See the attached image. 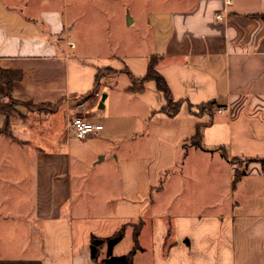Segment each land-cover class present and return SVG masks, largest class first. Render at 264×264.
Here are the masks:
<instances>
[{"label":"crops","instance_id":"crops-1","mask_svg":"<svg viewBox=\"0 0 264 264\" xmlns=\"http://www.w3.org/2000/svg\"><path fill=\"white\" fill-rule=\"evenodd\" d=\"M167 1L148 17L152 53L114 55L76 43L92 39L84 18L99 0H0V72L23 73L12 98L57 105L19 108L11 136L0 133V184L2 169L27 168L32 195L29 212L0 202V264H103L107 249L93 261L91 237L121 229L113 256L137 246L133 264H264V0ZM153 57L183 102L176 115L162 112L155 82L131 90L125 72L142 79ZM106 69L118 74L88 97ZM78 116L103 125L80 141L110 146L77 148L75 162ZM5 123L0 114V132ZM19 227L20 246L7 239Z\"/></svg>","mask_w":264,"mask_h":264},{"label":"rangeland","instance_id":"rangeland-1","mask_svg":"<svg viewBox=\"0 0 264 264\" xmlns=\"http://www.w3.org/2000/svg\"><path fill=\"white\" fill-rule=\"evenodd\" d=\"M99 1L101 6L90 10V18H84V20L86 19L88 22L91 21L95 24L86 25V28L93 31L92 39L76 41L79 47L85 48L92 44L93 48L90 49L92 53H114V55H144L152 53L153 35L152 28L148 23V17L151 11L160 9L161 6H164L168 2L167 0ZM134 20L135 23L133 24ZM106 26L110 29L107 32L105 30ZM83 36L84 38L89 37L87 34ZM111 46L112 52L109 50ZM14 108L16 110V113L13 114L14 116L17 115L19 108L28 112L29 110L35 111L33 108L29 109L24 106H15ZM37 109L48 110L49 108L39 107ZM106 144L110 146L108 143L101 142L98 138L94 141L84 142L71 136L70 146L74 155V161L76 162L77 158L75 155L78 150L77 148L85 146L100 148ZM1 173V178L8 180L4 184H0V202L2 203L3 210L13 211L16 209V212H29L32 198L31 183L29 181L31 178L30 170L27 168H18L17 170L2 169ZM5 231L6 235L9 234L7 230ZM27 236V230L19 227L16 238L8 235L7 239L9 237L13 238L14 241H18V245L20 246L22 241H26ZM23 251L18 250L19 255L24 253Z\"/></svg>","mask_w":264,"mask_h":264},{"label":"trees","instance_id":"trees-1","mask_svg":"<svg viewBox=\"0 0 264 264\" xmlns=\"http://www.w3.org/2000/svg\"><path fill=\"white\" fill-rule=\"evenodd\" d=\"M158 58L153 57L149 60L148 64V70L145 77L142 79H137L131 74L126 71L128 75H130L131 80L133 82V87L131 90L133 92L140 91L144 88V84L150 81L155 82L156 87L159 91H161L166 99V106L162 109L163 113H166L169 116L176 115L182 105L183 102H174L172 92L169 88V85L167 84L166 80L163 78V76L157 71L158 66ZM118 74V72L112 70V69H106V70H100L96 76V85L95 90L92 94H90L88 97L92 96L98 91L100 80L104 77L113 76ZM23 73L21 71H10V70H2L0 72V83L4 84L7 88V96L5 100L0 101V114L6 116V123L4 129L0 132L5 135L11 136V125H10V119L13 117L16 113L15 106H24L26 108L35 110L29 112H40V113H53L56 110L57 105L55 104H41V105H28L24 104L18 101H15L12 98V92L13 88L16 82H19L22 80ZM87 97V98H88ZM215 106V103L212 102L208 105L201 106V112L203 111H209L212 110ZM39 107H45L49 108L46 109H37ZM201 141V132L200 129L197 132V135L195 138H193V142L195 145L200 146ZM249 162V161H248ZM244 174V172H238L236 174L235 182ZM125 237V229H121L117 233H115L113 236L109 238H98V237H91L90 240V251H91V258L93 261L98 262L100 259V255L102 252V249L106 247L107 249V257L102 261L103 264H133V258L134 255L138 249L136 246L133 251H131L129 254L123 256V257H114L113 256V248L123 240ZM137 238H138V230L135 232L134 235V241L135 245H137Z\"/></svg>","mask_w":264,"mask_h":264},{"label":"built area","instance_id":"built-area-1","mask_svg":"<svg viewBox=\"0 0 264 264\" xmlns=\"http://www.w3.org/2000/svg\"><path fill=\"white\" fill-rule=\"evenodd\" d=\"M217 20H222V16L218 15ZM69 130L77 139L86 140L99 134L103 125L90 123L84 117L78 116L69 123Z\"/></svg>","mask_w":264,"mask_h":264},{"label":"water","instance_id":"water-1","mask_svg":"<svg viewBox=\"0 0 264 264\" xmlns=\"http://www.w3.org/2000/svg\"><path fill=\"white\" fill-rule=\"evenodd\" d=\"M130 22H131V21H130ZM105 98H106V96L104 95L103 98H102L101 104H100V108H103V107H104V106H103V102H104Z\"/></svg>","mask_w":264,"mask_h":264}]
</instances>
